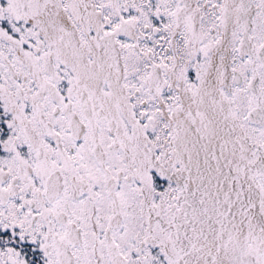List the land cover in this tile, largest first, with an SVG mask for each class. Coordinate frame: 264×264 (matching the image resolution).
Here are the masks:
<instances>
[{
  "label": "snow or ice",
  "instance_id": "6c2138e0",
  "mask_svg": "<svg viewBox=\"0 0 264 264\" xmlns=\"http://www.w3.org/2000/svg\"><path fill=\"white\" fill-rule=\"evenodd\" d=\"M0 264H264V0H0Z\"/></svg>",
  "mask_w": 264,
  "mask_h": 264
}]
</instances>
